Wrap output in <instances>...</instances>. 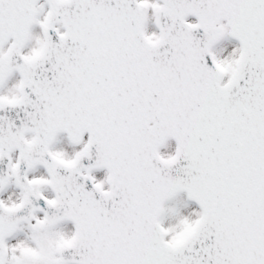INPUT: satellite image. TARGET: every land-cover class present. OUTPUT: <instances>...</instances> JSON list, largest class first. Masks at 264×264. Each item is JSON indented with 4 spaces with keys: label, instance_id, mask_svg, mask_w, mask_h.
<instances>
[{
    "label": "snow or ice",
    "instance_id": "snow-or-ice-1",
    "mask_svg": "<svg viewBox=\"0 0 264 264\" xmlns=\"http://www.w3.org/2000/svg\"><path fill=\"white\" fill-rule=\"evenodd\" d=\"M0 264H264V0H0Z\"/></svg>",
    "mask_w": 264,
    "mask_h": 264
}]
</instances>
